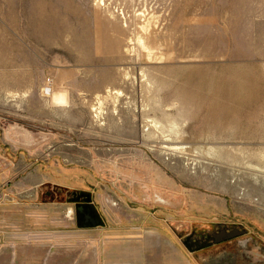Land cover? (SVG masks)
Wrapping results in <instances>:
<instances>
[{
  "label": "rangeland",
  "instance_id": "rangeland-1",
  "mask_svg": "<svg viewBox=\"0 0 264 264\" xmlns=\"http://www.w3.org/2000/svg\"><path fill=\"white\" fill-rule=\"evenodd\" d=\"M145 200L189 261L264 264V0H0V249L2 210L65 253L68 210Z\"/></svg>",
  "mask_w": 264,
  "mask_h": 264
},
{
  "label": "crops",
  "instance_id": "crops-1",
  "mask_svg": "<svg viewBox=\"0 0 264 264\" xmlns=\"http://www.w3.org/2000/svg\"><path fill=\"white\" fill-rule=\"evenodd\" d=\"M145 201L142 206L133 207L125 203L115 208L103 204L99 211L104 225L96 230L92 223L76 229L74 226L80 225L71 218L72 209L68 210V217L61 218L63 222L69 218L66 223L69 224L70 248L65 253L59 252L58 242L52 245L35 239L23 241L21 229L24 226L19 218H32L34 213L20 215L18 211L2 210V226L7 230L0 249V264H197L189 261L186 240L182 242L168 223L153 220L144 209L150 207L151 201ZM47 210L49 217L42 218L44 221L47 219L49 225L54 226L62 222L55 217L57 210ZM42 219L38 220L41 226L45 224L41 223ZM37 226L36 222L30 228Z\"/></svg>",
  "mask_w": 264,
  "mask_h": 264
},
{
  "label": "flooded vegetation",
  "instance_id": "flooded-vegetation-1",
  "mask_svg": "<svg viewBox=\"0 0 264 264\" xmlns=\"http://www.w3.org/2000/svg\"><path fill=\"white\" fill-rule=\"evenodd\" d=\"M93 217L91 208H86L85 210L81 209V217L79 218L80 221H78V223H81L82 225L90 224L94 219Z\"/></svg>",
  "mask_w": 264,
  "mask_h": 264
},
{
  "label": "water",
  "instance_id": "water-1",
  "mask_svg": "<svg viewBox=\"0 0 264 264\" xmlns=\"http://www.w3.org/2000/svg\"><path fill=\"white\" fill-rule=\"evenodd\" d=\"M92 224H95V223L92 221ZM238 235H240V233L236 230H234V232H231V233L220 231L219 235L215 236V243H218L219 241L224 240V239L230 240L234 238V236H238Z\"/></svg>",
  "mask_w": 264,
  "mask_h": 264
}]
</instances>
